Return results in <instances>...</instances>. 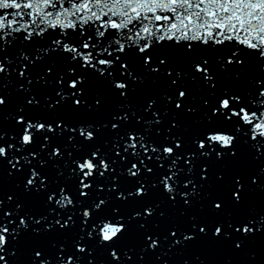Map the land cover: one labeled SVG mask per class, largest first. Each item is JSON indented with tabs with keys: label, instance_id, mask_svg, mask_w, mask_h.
Masks as SVG:
<instances>
[{
	"label": "snow or ice",
	"instance_id": "6c2138e0",
	"mask_svg": "<svg viewBox=\"0 0 264 264\" xmlns=\"http://www.w3.org/2000/svg\"><path fill=\"white\" fill-rule=\"evenodd\" d=\"M36 38L47 40L49 43H37L31 53L25 51L23 47L17 50L20 63L18 76H29L26 71L29 64L42 62L51 52H61L63 71L58 72L55 78L58 85L55 95L60 99L53 100L48 105L50 109H54L62 101L67 103L72 97L83 96V85L90 77L96 80L103 78L109 90L114 94L118 93L125 101V104L117 106L123 109L126 106L130 107L129 83L127 79L121 77L126 73L134 84L143 83L146 75L160 72L159 66L152 61L154 50L158 47L171 44L184 51H191L200 46L219 49L227 47L231 54L226 57V64H220L224 70H227V65L233 63L243 64L242 59H234L242 51L259 53V57L264 59V0H0V89L3 87V75L9 72L5 61H8V64L14 62L12 58L4 55L6 45H12L14 41L19 40L26 46ZM129 54H135L142 62L146 68L144 75L132 74L127 62ZM118 63L119 69L122 70L119 76L115 75ZM164 63L165 60L160 59L159 64ZM208 63L207 59H202V62L193 63L192 70L202 76L204 83L214 88V75L209 67H204ZM165 71L171 75L170 69ZM51 72V67L46 69V74ZM176 75L179 77L181 73L177 72ZM195 78L193 76V79ZM37 79L42 80L43 77ZM28 82L31 83V79ZM255 83L256 88L243 95L225 89L215 97L210 108L211 114L205 118L206 123L192 138L191 143L194 147L186 151H177L185 149L181 135L177 134L171 139L167 135L159 138L161 130L155 128V131H152L155 125L162 122L159 111L153 112L152 118L145 121L146 127L143 131L131 126L127 111H117L112 116V120L116 122L110 123L111 128L117 130L118 140L123 141V145L114 140L112 148L115 149V155L109 159V153H102L101 149L96 147L90 153L76 155L71 161L75 167L69 169V175L76 183L79 197L83 199L74 197L66 190V185L58 188L52 186L43 171L48 161L39 159L40 170L37 167L29 168L23 182V191L26 195L30 196L35 192L45 197L44 210L38 218L28 217L32 221V232L36 234L47 232L52 230L54 225H59L61 230L72 228L76 220L71 214L65 219L61 213L74 210L79 213L82 233L74 241L75 248L77 252H84L86 244L81 241H84L85 237L89 240L98 237L99 242L111 244L119 240L127 230L128 226L123 222L125 217L119 215V208L114 207L111 215L98 214L102 206L109 203L111 199L109 193H115L118 200L127 201L129 197L133 199L145 197L152 189L162 187L170 201L176 203L179 196L188 207L192 206L193 200L211 198L212 192L205 190V185L209 182L207 163L200 165L199 181L196 180V165L201 159L207 161L213 155L217 161L236 157L238 141L240 146L255 149L256 158L264 155L262 151L264 80H257ZM172 84H176L175 79L172 80ZM20 87L23 88L24 85L21 84ZM175 92L174 107L182 109L184 105L181 100L187 97V92L182 87ZM166 99L170 102L173 97L167 96ZM5 103V99L0 95V107ZM39 103L34 95L27 101V104L33 107ZM156 103V99H148L145 113ZM204 103L207 105L209 101L206 100ZM85 104L86 101L78 98L72 100L75 108ZM94 104L100 106L101 100L96 99ZM188 111L192 112L193 109ZM133 115L136 113L133 112ZM15 119L17 124L23 125L22 133L18 130L12 136V139H18L19 148L13 143L5 146L0 122V178L6 159L12 169L22 171L25 164L32 163L28 159L29 155L33 158L39 156L35 151L27 154L21 151L25 146L31 148L36 144V133L43 134L46 141L41 144V151L52 145V138L46 134L48 132L59 137H63L65 131L78 132L86 142L96 138L95 126L92 123H80L76 127H70L63 121H57L54 127L52 123L26 118L23 108L19 110ZM143 119L142 116H136L137 124ZM171 125L179 126L176 121H172ZM125 126L127 127L123 135H120V130ZM167 131L170 132L171 128ZM67 139L74 141L75 137L69 135ZM73 147H76L75 143ZM9 149H15L11 159H8ZM47 155L51 160L52 157H62L64 153L60 146H52ZM68 155L72 156L73 153L70 152ZM115 157H119L123 167L118 175H111L117 172L113 167ZM17 165L20 167L17 168ZM106 173L109 175L106 176ZM9 174H12L11 170ZM98 177L111 181L107 185L106 198L90 200L94 188L97 196L100 192H105L104 183L93 184ZM261 179H264V167L259 170L258 175L251 177V182L257 184ZM124 182L131 184V187H125ZM216 184L220 191H227L230 194L231 202L234 204L242 202L241 192L245 191L247 184L243 175H235L227 182H224L223 175H218ZM179 185L182 187H178ZM212 205L217 210L225 207L223 200H213ZM16 207L19 209L21 206L17 204ZM157 208L158 205L145 206L142 211H134L129 220L156 215ZM11 215L3 211V200L0 199V253L5 252L9 235L15 239L29 228L25 215H19L18 224L15 219L5 221L4 217ZM192 219L195 220V217ZM45 220H51L53 223L36 227ZM254 223L257 225L255 229L251 226ZM143 227L145 225L141 224V228ZM229 227L244 235L254 234L264 229V215L256 218L244 217ZM197 228L200 233L207 235V223H190L182 233V240L176 239L173 244L195 239L196 233L193 230ZM178 231L179 229L172 230L170 235L175 237ZM154 236L155 234L146 235V240L150 241L147 247L154 249L159 245V237ZM213 236L230 237L231 233L225 232L222 224L217 223ZM236 247H241V243L237 242ZM60 249L55 264H81V259L74 253L67 257L62 254L65 250L64 245H60ZM111 256L114 260H119L115 249H112ZM0 261L8 264L4 255H0ZM32 264H52V260L37 251ZM88 264H92V260H89Z\"/></svg>",
	"mask_w": 264,
	"mask_h": 264
},
{
	"label": "water",
	"instance_id": "95a60500",
	"mask_svg": "<svg viewBox=\"0 0 264 264\" xmlns=\"http://www.w3.org/2000/svg\"><path fill=\"white\" fill-rule=\"evenodd\" d=\"M37 43L46 44L49 41L36 38L26 46L19 40L14 41L12 45H6L4 55L12 58L14 62L8 64V61H5L9 72L3 75V87L0 89V95L6 101L0 107V122H2L5 146L8 143H13L17 148L20 147L18 139H12V136L18 130L22 133L23 125L17 124L15 119L21 108L24 109L26 118L52 123L54 127L57 121H63L65 125L70 127H76L80 123H92L95 126L96 138L91 142H86L78 135V132L65 131L63 137L54 136L53 133L48 132L46 134L52 138V145L47 150L41 151L40 146L46 141L43 134L36 133V144L31 148L25 146L21 150L25 154L33 151L39 153L36 158L31 155L28 156V159L32 161L31 165L25 164L22 171H17V169L11 168L7 159L4 161L2 178H0V199L3 200V211L12 214L5 216L4 219L5 221L15 219L18 224L19 215H25V219L29 223V228L15 239L12 235L8 236L6 250L0 253V255L5 256L8 264H32L37 251L47 256L52 260V264H55L57 253L61 251L60 245L65 246L62 253L65 257L74 253L76 257L81 259V264H88L89 260H92V264H264V229L256 231L254 234L244 235L229 227L230 224H234L244 217L256 218L264 215V179L259 180L257 184L251 182V177L258 175L259 170L264 167V155L256 158V150L240 146L239 141L236 157L217 161L213 155L210 160L201 159L196 165V180L199 181L200 165L207 163L209 182L205 185V190L212 192V196L200 201L193 200L191 207L184 205L179 196H177L176 203L170 201L162 187L152 189L145 197H136L135 199L129 197L127 201L118 200L115 193H109L111 197L109 203L102 206L98 214L111 215L114 207L119 208V215L125 217L123 222L127 224V230L120 236L119 240L111 244L99 242L98 237L94 240L85 237V240L81 241L86 244L84 252H77L74 243L76 238L82 234L80 232L79 213L74 210L61 213L65 219L71 214L76 220L75 225L70 229L61 230L59 225H54L52 230L36 234L32 232V221L28 217L38 218L44 210L43 201L45 197L35 192L29 196L23 191V182L26 180L27 171L31 167H37L40 170L38 161L42 158L48 161L47 167L43 171L48 176L52 186L58 188L61 185H66V190L74 197L83 199L79 197L76 183L69 175V169L75 167L71 161L76 155L90 153L96 147H99L102 153H109V159L115 155V149L112 148L114 140L121 146L123 145V141L118 140L117 130L111 128V123L116 122L112 120V116L117 111H127L131 126H136L142 131L146 127L145 121L152 118L153 112L159 111L162 122L155 125L152 131L154 132L155 128H159L161 130L159 138L167 135L171 139L177 134L181 135L185 142V149H178V152L193 148L192 138L206 123L205 118L211 114L210 108L215 97L219 96L225 89L243 95L245 92L256 88L255 82L257 80H264V59L259 57V53L242 51L234 59H242L243 64L233 63L227 65V70H224L221 69L220 64H226V57L231 54L227 47L219 49L200 46L191 51H184L169 44L156 48L153 53V64L159 66L160 72L146 75L143 83L136 82L134 84L126 73L124 77H121L127 79L129 83L128 104L130 107L118 108V105L125 104L119 94L111 92L103 78L96 80L90 77L83 85V96L72 97L67 103L62 101L60 105L50 109L48 105L53 100L60 99L55 95L58 88L55 78L58 72L63 71L61 52H51L42 62L36 61L35 65L29 64L26 70L29 76H18L20 63L18 62L17 50L23 47L25 51L31 53ZM160 59H164L165 63L159 64ZM202 59L209 61L204 67H209L214 75V88L204 83L202 76L192 70L193 63L202 62ZM127 62L133 75L145 74L146 68L135 54H129ZM25 63L27 62L25 61ZM49 67L52 68V72L46 74V69ZM165 69H170L171 75ZM120 71L122 70L119 69L118 63L115 75L119 76ZM177 72L181 73L179 77L176 75ZM193 76L196 78L193 79ZM38 77H43V79L38 80ZM29 79H31V83L28 82ZM174 79L176 80L175 85L172 84ZM21 84L24 85L23 88L20 87ZM181 87L186 90L187 97L181 100L184 107L176 109L174 107L175 90ZM67 90L74 91L73 89ZM33 95L40 101L39 105L35 107L27 104L28 99ZM167 96H172L173 99L169 102L166 99ZM46 97L48 99H45ZM77 98L86 101V104L80 108H75L72 105V100ZM96 99L101 100L100 106H95L94 101ZM148 99H156L157 103L145 113ZM206 100L209 101L207 105L204 103ZM188 109H193V111L189 112ZM133 112L136 115H133ZM136 116H142L144 119L137 124ZM172 121H176L179 126L172 127ZM126 127H122L120 135H123ZM169 128H171L170 132L167 131ZM58 132L59 129H57ZM69 135L74 136L75 140L69 141L67 139ZM74 143L76 144L75 148L73 147ZM52 146H60L64 155L52 157L49 160L47 153L51 151ZM14 151L15 149H9L8 159H11ZM70 152L73 153L72 156L68 155ZM115 161L113 167L117 169V172L111 173V175H118L123 167L119 157H115ZM13 162L15 163V161ZM149 166L152 165L149 164ZM19 167L17 165V168ZM10 170L11 175L9 174ZM107 175L109 173H106ZM218 175H223L224 182L231 181L235 175L245 177L247 184L245 191L241 192L243 198L241 203L234 204L231 202L230 194L227 191L218 189L216 184ZM121 180L123 181V177ZM96 183H104L105 192H100L97 196L94 188L90 200L106 198L107 185L111 181L98 177L97 180L93 181V184ZM124 186L131 187V184L124 182ZM178 187H182V185ZM184 190L187 191L188 189ZM213 200H223L225 207L219 210L214 209ZM17 204L21 206L19 209L16 207ZM148 205L153 207L158 205L156 215L147 218L141 216L129 220L134 211H142L143 207ZM193 217L195 220L192 219ZM46 223H53V221H42L41 225H36V227H42ZM190 223H207V235L200 233L197 228L193 230L196 233L195 239L173 244L176 239L182 240V233ZM217 223H221L223 230L231 233V236H213ZM141 224L145 227L141 228ZM251 226L255 229L257 225L254 223ZM176 229H179L177 236H171L170 232ZM153 234H155L154 238L159 237V245L154 249L147 247L150 241L146 240V235ZM237 242L241 243V247H236ZM112 249L117 251L119 260L112 258ZM0 264L3 262L0 261Z\"/></svg>",
	"mask_w": 264,
	"mask_h": 264
}]
</instances>
